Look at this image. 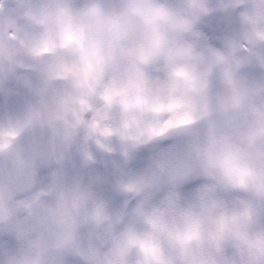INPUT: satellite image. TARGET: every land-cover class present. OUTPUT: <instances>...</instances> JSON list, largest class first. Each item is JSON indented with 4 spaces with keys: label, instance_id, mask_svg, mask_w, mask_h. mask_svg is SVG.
Wrapping results in <instances>:
<instances>
[{
    "label": "clouds",
    "instance_id": "9594fccd",
    "mask_svg": "<svg viewBox=\"0 0 264 264\" xmlns=\"http://www.w3.org/2000/svg\"><path fill=\"white\" fill-rule=\"evenodd\" d=\"M0 264H264V0H0Z\"/></svg>",
    "mask_w": 264,
    "mask_h": 264
}]
</instances>
